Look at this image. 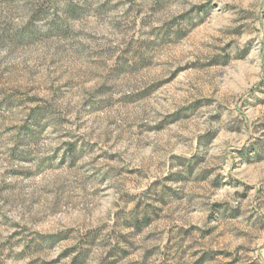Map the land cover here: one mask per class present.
<instances>
[{"label": "rangeland", "instance_id": "1", "mask_svg": "<svg viewBox=\"0 0 264 264\" xmlns=\"http://www.w3.org/2000/svg\"><path fill=\"white\" fill-rule=\"evenodd\" d=\"M0 264H264V0H0Z\"/></svg>", "mask_w": 264, "mask_h": 264}]
</instances>
